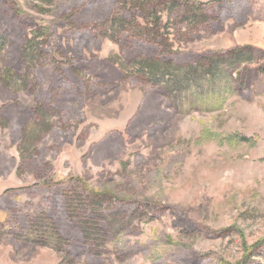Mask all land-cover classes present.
I'll return each instance as SVG.
<instances>
[{"label": "rangeland", "instance_id": "1", "mask_svg": "<svg viewBox=\"0 0 264 264\" xmlns=\"http://www.w3.org/2000/svg\"><path fill=\"white\" fill-rule=\"evenodd\" d=\"M0 264H264V0H0Z\"/></svg>", "mask_w": 264, "mask_h": 264}, {"label": "trees", "instance_id": "2", "mask_svg": "<svg viewBox=\"0 0 264 264\" xmlns=\"http://www.w3.org/2000/svg\"><path fill=\"white\" fill-rule=\"evenodd\" d=\"M140 3H141V0H130V2L128 0V4L130 5L131 8L133 7L137 8V6L140 5ZM199 7H202V6H199ZM201 9L200 8L196 9L194 14L196 15L197 13H202ZM139 10L141 11L140 8ZM155 23L156 24L159 23L158 20ZM127 24L128 22H126V20L123 19L122 14H119L114 23V27H115L114 30L115 31L121 30V28H123L124 26H127ZM49 37H50V27L49 28L40 27L36 31H34L33 37L26 42L24 51L22 53V56H23L22 59H24V61H26L30 65V67H33L34 65L36 67L39 64V61L44 57L46 46L48 45ZM8 46L9 45L6 42L3 46V50L4 51L7 50ZM238 57L240 56L236 55L234 58L236 59ZM141 62L144 63V64H141L142 70L148 75H152L155 77H159V78L166 77L168 76V73L171 70V67L167 64H161V63L159 64L155 61L148 60V59L142 60ZM9 73L12 74L10 77L19 78L18 81L21 82V78H22L21 75L15 74L13 72H9ZM8 75L9 74H6V76Z\"/></svg>", "mask_w": 264, "mask_h": 264}]
</instances>
